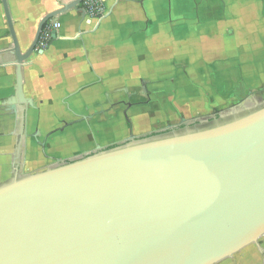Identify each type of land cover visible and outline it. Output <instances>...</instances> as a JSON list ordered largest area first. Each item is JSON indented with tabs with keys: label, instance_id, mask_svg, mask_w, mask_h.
<instances>
[{
	"label": "water",
	"instance_id": "water-1",
	"mask_svg": "<svg viewBox=\"0 0 264 264\" xmlns=\"http://www.w3.org/2000/svg\"><path fill=\"white\" fill-rule=\"evenodd\" d=\"M83 1L44 15L23 52L1 0L21 107L22 63L44 52L45 25ZM240 107L244 113L213 123L183 121L177 129L200 125L131 138L27 175L16 170L0 184V264H216L257 243L264 105Z\"/></svg>",
	"mask_w": 264,
	"mask_h": 264
},
{
	"label": "crops",
	"instance_id": "crops-1",
	"mask_svg": "<svg viewBox=\"0 0 264 264\" xmlns=\"http://www.w3.org/2000/svg\"><path fill=\"white\" fill-rule=\"evenodd\" d=\"M6 1L24 52L39 20L73 0ZM203 1L191 4L190 20H183V14L177 17L189 0H100L104 14L91 22L78 6L59 15L55 39L41 55H32L20 67L26 101L21 107L16 95V61L0 0V184L10 180L16 170L20 175L35 173L75 155L78 147L72 137L80 130L79 120L103 119V105L129 79L151 80V72L162 73L165 68L157 61L166 56L162 41L175 38L166 31L167 23L198 24L194 6L208 8L221 2ZM168 11L174 12L168 16ZM151 56L157 57L153 69ZM69 118L78 122L58 126ZM70 127L74 129L68 132ZM32 155L35 166L30 163ZM216 264H264V235Z\"/></svg>",
	"mask_w": 264,
	"mask_h": 264
},
{
	"label": "rangeland",
	"instance_id": "rangeland-1",
	"mask_svg": "<svg viewBox=\"0 0 264 264\" xmlns=\"http://www.w3.org/2000/svg\"><path fill=\"white\" fill-rule=\"evenodd\" d=\"M220 1L219 6L193 7L198 24L167 23L166 31L175 38L162 41L166 56H151L149 65L155 68L157 58L164 71L151 72L153 80L125 82L118 95L113 93L112 101L103 105V119L79 120L80 130L72 137L78 150L69 160L179 127L183 121L204 122L216 114L237 113L242 101L247 109L254 103L264 105V0ZM191 4L194 0H189L177 17L183 14V20H190ZM78 9L89 21L104 14L91 16L85 0ZM173 12L168 11V16ZM73 120L78 122L69 118L58 126H71ZM33 159L34 155L31 166L36 163Z\"/></svg>",
	"mask_w": 264,
	"mask_h": 264
},
{
	"label": "built area",
	"instance_id": "built-area-1",
	"mask_svg": "<svg viewBox=\"0 0 264 264\" xmlns=\"http://www.w3.org/2000/svg\"><path fill=\"white\" fill-rule=\"evenodd\" d=\"M86 7L91 16L101 15L104 12V7L100 0H85ZM59 28V24L55 23L52 26H46L41 33L39 47L45 49L48 47L51 39V31Z\"/></svg>",
	"mask_w": 264,
	"mask_h": 264
},
{
	"label": "flooded vegetation",
	"instance_id": "flooded-vegetation-1",
	"mask_svg": "<svg viewBox=\"0 0 264 264\" xmlns=\"http://www.w3.org/2000/svg\"><path fill=\"white\" fill-rule=\"evenodd\" d=\"M259 97H262V96H259ZM250 101V100H249ZM244 106H245V104H244ZM239 114H242V113H244L243 112V110H242V108L241 107H239ZM237 112V113H238ZM230 115H226V116H222L223 118H228ZM214 117H215V119H214ZM214 117L212 116V117H210L208 120H206V122L207 123H213L214 121H216V120H218L219 121V118H221V115L220 114H216V115H214ZM198 123H199V121H198ZM195 125H200V124H188L187 126H184V127H182L181 129H177L178 127H174V128H172V129H166V130H164V131H162V132H160V133H173V132H177V131H180V130H184V129H186V128H193V126H195ZM168 130H170V131H168ZM160 133H157V134H160ZM95 152V151H94ZM70 161H73V160H61V161H58L59 163H54L53 165H50L49 167H47V168H51V167H55V166H58V165H61V164H63V163H67V162H70Z\"/></svg>",
	"mask_w": 264,
	"mask_h": 264
},
{
	"label": "trees",
	"instance_id": "trees-1",
	"mask_svg": "<svg viewBox=\"0 0 264 264\" xmlns=\"http://www.w3.org/2000/svg\"><path fill=\"white\" fill-rule=\"evenodd\" d=\"M47 25H45V27H46ZM153 135H157V134H153ZM153 135H147V136H144V137H149V136H153ZM144 137H142V138H144ZM116 146V145H115ZM115 146H111V147H109V148H106V150H108V149H111V148H114Z\"/></svg>",
	"mask_w": 264,
	"mask_h": 264
}]
</instances>
